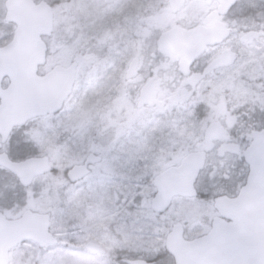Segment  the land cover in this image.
Masks as SVG:
<instances>
[{
    "label": "rangeland",
    "instance_id": "1",
    "mask_svg": "<svg viewBox=\"0 0 264 264\" xmlns=\"http://www.w3.org/2000/svg\"><path fill=\"white\" fill-rule=\"evenodd\" d=\"M57 1L44 71L77 63L73 95L59 115L16 130L3 150L13 161L27 159L26 149L32 151L31 157L48 156L54 173L19 191L12 180L4 182L0 172V213L9 219L28 210L50 215L57 244L41 249L24 243L11 252L9 264H121L132 258H159L158 264H170L162 257L123 256L129 251L162 253L163 222L169 226L172 221L184 222L190 238L205 235L215 198L237 195L247 174L232 161L236 157L231 153L219 157L217 147L210 155L209 171L226 166L201 178L197 185L201 197L177 199L166 217L157 218L150 208L153 179L205 143L213 117L217 118L213 103L223 106L224 100L213 94L217 86L200 91L183 104L178 102V120L170 123L169 114L161 109L138 112L137 88L125 84V71L144 45L151 48L178 23L199 20L202 6L192 3L173 19L168 0ZM5 2L0 0V34L10 39L15 27L4 23ZM241 97H233L235 103ZM23 140L30 142L28 148L21 145ZM91 153L103 162L84 182L72 186L61 180L58 175ZM89 242L100 245L105 256L87 252Z\"/></svg>",
    "mask_w": 264,
    "mask_h": 264
},
{
    "label": "water",
    "instance_id": "2",
    "mask_svg": "<svg viewBox=\"0 0 264 264\" xmlns=\"http://www.w3.org/2000/svg\"><path fill=\"white\" fill-rule=\"evenodd\" d=\"M187 0H168L172 14L185 7ZM210 5L219 3L221 14H227L240 0H198ZM4 22L14 25L16 31L9 45L0 48V152L14 130L29 122L58 115L71 98L77 79L78 65L56 66L45 76L39 69L47 61L48 47L43 41L54 32L52 8L34 4L32 0H7ZM220 24L208 32L201 43L192 46L190 34H163L159 46L162 54L171 52L186 59L197 58L208 46H215L228 38ZM139 60H135L126 79L137 76ZM9 85L4 89L3 83ZM158 90L155 82L142 88L137 108L153 107ZM252 143L243 156L249 168L244 188L236 198L219 197L214 201L220 217L213 220L212 230L206 236L187 241L181 224L173 227L166 243L167 252L177 264H264V130L251 136ZM102 158L89 154L82 165L67 172V179L75 185L88 178L90 167L100 165ZM207 155L196 152L187 155L177 167H172L154 179L156 189L151 209L157 214L169 210L176 198L198 197L196 184L205 169ZM0 169L13 175L27 190L41 177L53 173L49 157H33L14 162L6 153H0ZM51 216L26 211L18 219H9L0 213V264H9L11 252L24 243H35L41 249L57 243L50 232ZM86 248L104 254L101 247L89 243ZM126 264H153L145 261H125Z\"/></svg>",
    "mask_w": 264,
    "mask_h": 264
},
{
    "label": "flooded vegetation",
    "instance_id": "3",
    "mask_svg": "<svg viewBox=\"0 0 264 264\" xmlns=\"http://www.w3.org/2000/svg\"><path fill=\"white\" fill-rule=\"evenodd\" d=\"M32 1L36 5L46 3L52 8V10L54 8L53 6L59 4L57 3L59 2L57 0ZM65 1L67 0H63V2ZM242 1L237 3L236 6L233 7L227 14H221L219 11V3L217 1H213L210 5H208L205 1L187 0L185 7L181 10V12L176 15L171 13L172 18H179L188 9V7L194 3L202 6L200 19L193 22L188 21L186 24H176L163 32L160 37L154 41L151 48L144 45L145 48H143L142 54L133 55L125 71V84L128 85V87L136 86L137 88V104L140 92L147 84L155 82L156 89L158 90V97L155 106L152 108L145 107L142 110L137 108L138 112L148 111L153 108L161 109L162 111H165L166 114H169L168 120H170V123L175 122V119L178 120V107L181 109L178 102L183 100L180 103L181 105L184 101H186V99L194 98L198 92L202 91L203 93H206L211 91L212 87L217 86L213 94H217L216 96L220 98L222 97L224 105L218 106L215 102L213 103L214 115H217V118L213 117L214 120H212L211 125L209 126L210 128L208 129L205 143H202L200 147L194 151L206 152L207 154L205 170L201 173L197 185L204 175L210 174L211 171L216 173L226 166L220 164L218 167H213L212 170L209 171L210 155L217 147L221 148L219 157L222 158L224 154L231 153L237 158H234L232 161L237 163L238 167L240 165V168H242L248 176L249 169L243 154L252 142L251 135L255 132L264 130V23L261 21L263 15H256L255 22L247 21L245 5H241L243 4ZM193 18H191V20ZM218 24L221 25L224 31L229 33L228 38L215 46H208L197 58L186 59L183 56L180 57L176 54H172L171 52L162 54L160 50L159 42L163 34H180L187 31L190 34L192 46L195 48L201 43L203 37L208 32H211L214 26ZM13 37L14 35L9 39L6 38V36L2 37L0 34V47L4 48L9 45L13 40ZM52 37L53 35L50 38ZM50 38H44V42L48 47V55L50 46L47 40ZM255 45L256 47L254 48ZM246 49L250 54L253 53L254 55L247 54ZM135 60H139L137 76L134 79L127 80L126 76L128 70ZM46 65L47 61L45 66L39 70L40 76H45L52 71L51 69L48 72H45L44 69L46 68ZM8 83V80H5L3 88H6ZM242 92L245 93L244 96ZM233 97H241L242 99H239V101L235 103L236 99ZM170 107L173 108L170 109ZM5 146L3 147V150ZM3 150L0 153H4ZM84 161L77 165H82ZM181 161L182 159L177 165L168 167L166 170L172 167H177ZM94 167H97V165ZM94 167L89 168L91 170V174ZM67 172L68 169L65 171L66 183L70 184L67 180ZM247 176L246 181L248 178ZM154 179L152 181L153 187ZM246 181L244 185L240 187V191L246 185ZM82 182H84V180ZM238 194L223 196L236 198ZM200 197L201 194L198 191V198ZM176 200L177 199L172 202L171 207L164 214H157L153 212L152 209L151 211L157 218L162 219L168 215ZM219 217V213L215 210L213 205L212 220L209 223L208 231L205 235L209 234L211 231L213 220ZM170 224L171 225L169 226V224L163 222L160 227L162 231L161 240H165V249L162 253L149 255L148 253H135L134 251H129V253L124 254L123 257H165L163 258L164 261H168L170 264H177L172 256L166 251L167 239L172 232L173 227L177 224H181L184 228L185 240L191 241L195 238H190L187 235V229L184 222L182 223L180 220H176L170 222ZM89 243L97 244L95 242ZM89 243H87V245ZM86 246L85 249L89 253L98 256H105L106 254L105 250L100 245L101 249L105 252L104 254H97L89 251ZM158 260L159 258L147 260L132 258L123 259L120 263L126 264L125 261H145L158 264Z\"/></svg>",
    "mask_w": 264,
    "mask_h": 264
},
{
    "label": "trees",
    "instance_id": "4",
    "mask_svg": "<svg viewBox=\"0 0 264 264\" xmlns=\"http://www.w3.org/2000/svg\"><path fill=\"white\" fill-rule=\"evenodd\" d=\"M242 2H243V4H241V5H245V14H246V20L247 21H250V22L254 21L255 22L256 15H258V14L263 15V18H264V0H246V1H242ZM166 5H167V3H166ZM29 143H30L29 141L23 140L21 145H25V148H28ZM24 154H25L24 157H26V158L33 156V155H31L32 151L27 150V149H26V152ZM0 172L2 174V178H4V180H5L4 182L12 180L14 182L15 188L16 187L19 188V191L22 190L20 188L18 182L16 181V179L11 174H9L8 172L3 171V170H0ZM58 176L59 177L61 176V180L66 182L65 172L62 175H58ZM13 191L16 194V191L14 189H13ZM163 258H165V257H163Z\"/></svg>",
    "mask_w": 264,
    "mask_h": 264
}]
</instances>
